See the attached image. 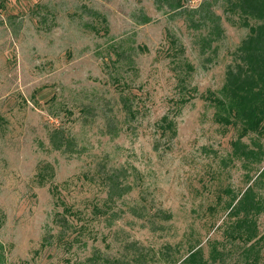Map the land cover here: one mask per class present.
Masks as SVG:
<instances>
[{"label": "rangeland", "instance_id": "obj_1", "mask_svg": "<svg viewBox=\"0 0 264 264\" xmlns=\"http://www.w3.org/2000/svg\"><path fill=\"white\" fill-rule=\"evenodd\" d=\"M222 5L204 47L166 0H0V263L176 264L227 239L264 137H244L263 153L246 167L207 98L249 33Z\"/></svg>", "mask_w": 264, "mask_h": 264}, {"label": "trees", "instance_id": "obj_2", "mask_svg": "<svg viewBox=\"0 0 264 264\" xmlns=\"http://www.w3.org/2000/svg\"><path fill=\"white\" fill-rule=\"evenodd\" d=\"M184 1L166 0V5L187 18L190 26L204 28V47L210 46L212 36H221L222 17L216 9L219 4L223 3L224 11L237 14L241 24L249 29L233 54L224 85L218 92L210 91L207 98L216 107L215 120L238 128L237 138L232 141L233 155L245 160L246 167L261 162L262 145L255 143L259 148H253L243 139L251 133L264 137V0H202L190 7L185 6ZM144 20L148 22L150 17L145 16ZM160 128L162 134L171 138L177 134L176 122L169 115L162 118ZM57 135L56 131L54 137ZM65 138L54 143L56 149L70 148L72 142ZM260 176H264V170L255 179L248 175L247 188L227 203V239L210 242L208 256L202 246L192 247L176 264H264V233L258 223V217L264 213V197L257 190ZM116 177V173L109 175L113 188ZM123 193L117 197L110 193L109 201L114 202Z\"/></svg>", "mask_w": 264, "mask_h": 264}]
</instances>
